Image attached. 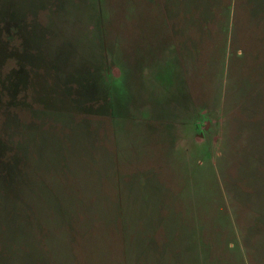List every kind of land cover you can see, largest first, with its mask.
Masks as SVG:
<instances>
[{
  "label": "rangeland",
  "instance_id": "rangeland-1",
  "mask_svg": "<svg viewBox=\"0 0 264 264\" xmlns=\"http://www.w3.org/2000/svg\"><path fill=\"white\" fill-rule=\"evenodd\" d=\"M0 264H264V0H0Z\"/></svg>",
  "mask_w": 264,
  "mask_h": 264
}]
</instances>
